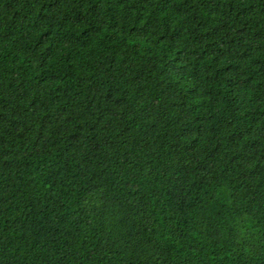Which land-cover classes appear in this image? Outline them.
<instances>
[{
	"label": "trees",
	"instance_id": "trees-1",
	"mask_svg": "<svg viewBox=\"0 0 264 264\" xmlns=\"http://www.w3.org/2000/svg\"><path fill=\"white\" fill-rule=\"evenodd\" d=\"M0 264H264V0H0Z\"/></svg>",
	"mask_w": 264,
	"mask_h": 264
}]
</instances>
